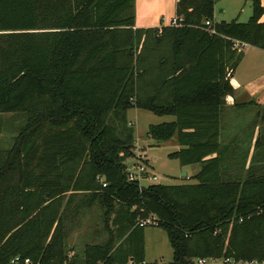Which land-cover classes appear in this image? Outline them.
Instances as JSON below:
<instances>
[{
  "label": "trees",
  "instance_id": "obj_1",
  "mask_svg": "<svg viewBox=\"0 0 264 264\" xmlns=\"http://www.w3.org/2000/svg\"><path fill=\"white\" fill-rule=\"evenodd\" d=\"M249 1L246 22L214 21L216 0H177L178 24L135 27L134 0H0V113L24 118L0 149V264L142 263L147 219L171 264L264 259V104L234 106L258 108L253 124L224 112L243 55L233 40L264 50L263 6ZM130 108L172 117L146 135L198 163L195 182L128 178ZM96 204L107 237L69 254V231Z\"/></svg>",
  "mask_w": 264,
  "mask_h": 264
},
{
  "label": "rangeland",
  "instance_id": "obj_2",
  "mask_svg": "<svg viewBox=\"0 0 264 264\" xmlns=\"http://www.w3.org/2000/svg\"><path fill=\"white\" fill-rule=\"evenodd\" d=\"M216 4V3H215ZM240 4L244 10L250 7L249 0H240ZM218 6V3L215 7ZM240 16V22L248 20ZM258 108L254 106L244 107L238 112L234 107H226L224 111L228 116V122L236 125L255 122V115ZM261 110V109H260ZM125 118L134 128V153L133 156L126 158L124 163L127 167H131L136 163L137 156H143L142 161L147 166V171L157 177L156 180L142 179L141 184L150 183L161 184H183L195 182L192 177L199 170V164L194 163L187 166H181L179 162L170 158L168 154L179 150L180 146L174 140L155 142L146 135L149 125L158 124L172 120L171 116H159L152 112L141 108H130L125 113ZM23 116L20 113L4 112L0 113V149L9 148L16 136L19 127L23 123ZM230 119L232 121H230ZM230 133H234L230 128ZM185 172V174H183ZM76 221V220H75ZM101 222V209L96 204L84 210L81 217L77 219L75 225L71 228L67 235L66 244L71 251L77 250L84 243L102 242L107 237V232ZM144 255L145 263L150 264H171L172 249L169 244L165 231L157 225H146L143 228Z\"/></svg>",
  "mask_w": 264,
  "mask_h": 264
},
{
  "label": "crops",
  "instance_id": "obj_3",
  "mask_svg": "<svg viewBox=\"0 0 264 264\" xmlns=\"http://www.w3.org/2000/svg\"><path fill=\"white\" fill-rule=\"evenodd\" d=\"M260 2L263 6L260 20L264 21V0ZM176 3L177 0H134L135 27H160L170 24V21L176 17ZM215 3H218V6L214 5V21H238L242 14L244 18L240 20L244 21L252 14L251 3L247 10H244L240 0H216ZM230 83L233 92L225 98L227 107H234L251 100L257 104H264V50L248 45L233 71ZM70 253L72 254L73 251Z\"/></svg>",
  "mask_w": 264,
  "mask_h": 264
},
{
  "label": "built area",
  "instance_id": "obj_4",
  "mask_svg": "<svg viewBox=\"0 0 264 264\" xmlns=\"http://www.w3.org/2000/svg\"><path fill=\"white\" fill-rule=\"evenodd\" d=\"M204 23L206 26H210V24H211L209 20H205ZM170 24H172V25L178 24L177 18L174 17L170 21ZM211 31L214 32L213 29ZM232 46L235 49L244 50L248 45L245 42H241L239 40H233ZM142 158H143V156L138 155L136 163L132 164L131 167L126 166L128 178L130 180H133V181L136 180L140 186L142 185L141 184L142 179H145V178L152 179V180L157 179V177L155 175L148 173L147 166L145 165V163H143ZM105 185L106 184L103 183V186H105ZM149 223L151 225H156V222L151 221V219L141 220V221H139L138 224H139V226H144V225L149 224ZM10 264H31V263H30V260L28 258H25L21 261V259H19V257L16 256L10 260ZM98 264H103V263H98ZM127 264H147V263H144V261L142 263H135L134 261L129 260ZM183 264H264V259L263 260H256V259H253V260H234L233 258L210 256V257L193 258V259L187 260Z\"/></svg>",
  "mask_w": 264,
  "mask_h": 264
},
{
  "label": "water",
  "instance_id": "obj_5",
  "mask_svg": "<svg viewBox=\"0 0 264 264\" xmlns=\"http://www.w3.org/2000/svg\"><path fill=\"white\" fill-rule=\"evenodd\" d=\"M183 174H185V172H183Z\"/></svg>",
  "mask_w": 264,
  "mask_h": 264
}]
</instances>
